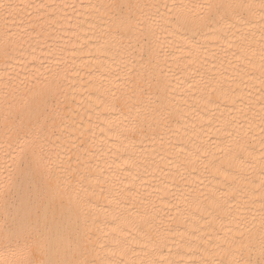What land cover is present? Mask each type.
<instances>
[{
  "label": "snow or ice",
  "instance_id": "6c2138e0",
  "mask_svg": "<svg viewBox=\"0 0 264 264\" xmlns=\"http://www.w3.org/2000/svg\"><path fill=\"white\" fill-rule=\"evenodd\" d=\"M103 7L108 16V43L119 57L113 60L115 80L108 88L112 101L108 110L123 112L129 102L142 105L135 108V116L125 117L127 123L122 122L130 134L123 137L125 149H134L137 138L153 140L160 128L170 123L177 111L170 98L176 91L172 80L183 83L174 68L192 80L199 77L197 83L210 92H222L224 83L232 87L235 81L228 68L233 67V61L228 55L240 62L237 67L251 65L256 50L251 48L245 29L254 23L260 27V72L264 78V0H107ZM25 43L23 36L10 37L4 41L3 55L13 59L23 55ZM65 107L55 76L40 73L17 85L4 82L0 89V264H161L155 257L166 240L159 226L145 221L121 227L120 216L114 215L111 233L96 230L101 205L93 201V165L86 159L76 156L73 167L69 155L67 167L61 163L74 196L68 197L67 207L62 198L60 206L53 207L47 194L48 174L53 164L51 150L59 147L57 141L65 132ZM260 118L264 132V108ZM219 151L224 153L222 158L207 148L200 149L204 157L212 156L206 169L211 166L218 173L251 158L239 142L235 149ZM55 155L61 159L60 152ZM217 159L223 161L219 167ZM261 162L264 164V158ZM177 176L183 178L179 171ZM261 177L264 187V167ZM240 182L246 186L243 179ZM237 197L234 193L217 210L224 213L222 218L218 215L222 225L235 223V228L221 227L197 249L199 258L188 264H264V202L257 234L255 214L249 221L240 211ZM41 207L46 209L43 216ZM233 209L236 216H232Z\"/></svg>",
  "mask_w": 264,
  "mask_h": 264
},
{
  "label": "bare ground",
  "instance_id": "6f19581e",
  "mask_svg": "<svg viewBox=\"0 0 264 264\" xmlns=\"http://www.w3.org/2000/svg\"><path fill=\"white\" fill-rule=\"evenodd\" d=\"M106 2L0 0V89L4 82L17 85L44 73L56 77L61 100L66 105L65 132L57 141L59 147L51 150L53 164L47 194L54 201L53 207L60 206L61 198L67 207L68 197L74 196L61 163L67 167L71 155L75 167V157L80 156L93 165V201L101 205L96 230L111 233L114 215L120 216L121 227L131 228L145 221L159 226L166 240V246L155 257L161 264L168 261L188 264L189 260H197V249L209 237H215L221 227L235 228V223L222 225L224 213L217 211L234 193H238L240 211L249 221L255 214L258 234L260 205L264 202L261 186L264 132L260 118L264 108V78L260 72L259 24L245 29L251 48L256 50L251 65L237 67L240 62L228 55L233 61V67L228 68V75L235 81L232 87L224 83L222 92H210L197 83L199 77L192 80L174 68L183 83L172 80L176 91L170 93V98L177 111L170 123L162 126L153 140L141 142L137 138L134 149H125L122 140L130 134L122 122L127 123L125 117L135 116V108L142 105L129 102L123 112L108 110L112 103L108 88L110 81L115 80L113 60L119 57L105 33L109 27L107 10L103 7ZM18 36L27 42L24 54L6 58L4 41ZM219 55L224 53L219 51ZM189 85L193 87L189 89ZM227 132L232 136L228 137ZM237 142L247 147L251 158L232 168L223 167L218 173L211 166L205 168L212 156L201 155V148L222 158L224 153L219 149H235ZM56 152L61 153L60 160ZM221 163L220 159L215 161L217 167ZM237 167L242 170L236 171ZM178 171L183 178L177 176ZM45 211L40 208L41 216ZM236 215L237 210L233 209L232 216Z\"/></svg>",
  "mask_w": 264,
  "mask_h": 264
}]
</instances>
